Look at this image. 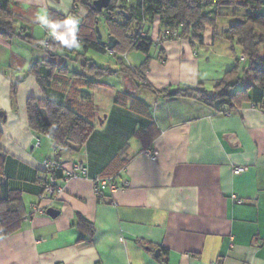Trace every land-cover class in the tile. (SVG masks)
Instances as JSON below:
<instances>
[{
	"label": "crops",
	"instance_id": "1",
	"mask_svg": "<svg viewBox=\"0 0 264 264\" xmlns=\"http://www.w3.org/2000/svg\"><path fill=\"white\" fill-rule=\"evenodd\" d=\"M8 5L13 22H21L14 25L18 36H0V149L9 188L21 190L25 214L17 231L0 235V264H162L161 259L264 264V109L252 107L264 103V91L251 88L248 101L226 112L160 92L184 84L211 92L235 61L227 29L219 41L211 27L204 29L201 43L165 39L156 17L140 29L153 41V53L150 49L148 68L136 81L117 70H139L146 55L125 47L116 67L87 58L117 73L89 74V86L59 70L42 87L38 71L47 73L50 56L41 42L70 35L69 29L50 24L49 12L70 15L74 24L85 11L75 10L73 0H8ZM39 6L46 8L45 15ZM28 20L39 24L29 29L22 24ZM25 33L31 43L20 38ZM37 37L43 50L36 56L31 44ZM51 49L57 55L63 47ZM114 74L122 75L124 92L99 79ZM130 88L143 94L130 96ZM83 91L90 94L88 106ZM30 97L69 102L81 112L93 109L94 129L85 144L56 150L51 139L32 131L25 107ZM45 158L66 166L81 161L87 176L57 181L60 192L39 204ZM236 166L244 170L235 173ZM98 175L127 186L104 191L99 199L92 183ZM37 204L41 210L34 209ZM48 208L58 213L51 217ZM79 216L92 224L91 236L78 225Z\"/></svg>",
	"mask_w": 264,
	"mask_h": 264
},
{
	"label": "trees",
	"instance_id": "2",
	"mask_svg": "<svg viewBox=\"0 0 264 264\" xmlns=\"http://www.w3.org/2000/svg\"><path fill=\"white\" fill-rule=\"evenodd\" d=\"M93 1L73 0L77 10L79 6L80 10L85 11V15L78 23L73 24L70 15L62 16L54 11L49 12L51 25H59L63 30H70V35L61 36L58 40L49 39L47 46L42 44L45 52L50 57H58L65 51L74 52L76 44H80L84 52L93 50L98 53H105L107 48L102 43L104 39L99 40L95 31L98 15L103 13L109 28V36H113L117 41L113 48L115 57L125 47L136 49L146 55L145 61L139 70L132 71L126 68L117 70L135 80L136 75H141V72L148 68L149 50L153 45V41L147 34L142 35L140 33L142 24L151 23L158 17L164 30L165 39L184 38L190 39L191 42L201 43L204 29L206 27L215 28L216 18L204 11V6L211 1L216 6H234L246 9L245 19L235 20L227 29V39L231 43V51L235 56V42L239 48L240 57L246 61L245 67L239 70V58L235 56V63L225 71L222 78L213 86L211 92L199 86L186 84L174 90L163 89L160 92L167 97L194 98L220 112H226L227 109L238 107L242 101H248L250 99L248 92L251 88L264 91V0H111L108 8L102 12H97L93 8ZM67 20L70 21V24L67 23ZM0 36L6 39L18 36L8 0H0ZM20 38L31 43L30 36L27 33L20 35ZM58 45L67 50L62 49L56 55L51 47L55 49L59 47ZM47 65L48 71L46 74L38 72L41 75L39 83L42 87H44V84L48 85L51 81L49 78L56 75H53L49 69L51 66L55 67L56 63L47 60ZM61 70L65 71L62 65ZM117 71L99 67L84 57L82 70L73 74L79 82L90 86L89 74L99 76L106 73H117ZM247 78L250 79L248 84L246 83ZM17 83L14 82L11 87L12 99L16 94ZM240 84L244 85L238 87ZM140 85L146 89H151L147 83L142 82ZM83 92L85 93V91ZM83 95L88 106V103L91 102L90 94L85 93ZM252 104H259L261 109H264V103L262 102H253ZM25 107L30 129L51 139L56 150L81 147L93 132V109L90 112L86 109L85 112H81L69 102H55L46 97L43 99L30 97L27 99ZM81 110H84V108H81ZM4 162L5 153L0 149L1 236L17 231L25 214L21 201V190L9 188L4 172ZM44 175L46 179L45 172ZM56 175L61 177L60 172H57ZM78 225L85 226L87 234L92 235V224L90 222L79 216ZM161 262L167 264L166 259H161Z\"/></svg>",
	"mask_w": 264,
	"mask_h": 264
},
{
	"label": "rangeland",
	"instance_id": "3",
	"mask_svg": "<svg viewBox=\"0 0 264 264\" xmlns=\"http://www.w3.org/2000/svg\"><path fill=\"white\" fill-rule=\"evenodd\" d=\"M79 10V6L77 7ZM37 10L39 11V13H43L45 15V13L47 12L46 8L44 6H39L37 8ZM77 10V9H76ZM18 11V10H17ZM204 11L208 12L212 17L216 18L214 27L216 28V40H220L221 35L223 34V31L225 32V29H228V26L234 22L235 20H244L246 17V9L241 8V7H234V6H216L213 2L209 1L205 6H204ZM19 15V17H22V14L17 13ZM103 13L98 15L97 18V26L99 29V33L102 36V39L106 40L109 37V28L107 25L106 20L103 17ZM38 21V20H37ZM20 19H15V21L13 22L14 25L16 23H20ZM36 25L39 24V22H35ZM22 24H25L26 27L28 26L29 29H35L36 25H34V22H31L30 20H28L27 22L24 21ZM23 28H26L25 26H21ZM27 29V28H26ZM38 30V29H37ZM97 33V32H96ZM119 35V34H118ZM40 40L41 38L37 37L36 40L33 42L32 47H34V51L35 55L37 56V54H40L42 52V48L40 45ZM33 41V40H31ZM27 43V42H26ZM42 43V42H41ZM234 50H235V56L239 58V70H242L243 67H245L246 65V61L244 59H242L240 56V52H239V48L236 45V43L234 42ZM150 53H153V50H150ZM41 55V54H40ZM87 55V56H86ZM90 55H92L93 60L96 62L97 65L99 66H114L116 67L117 64V56L115 57L114 55L111 54H105L102 55L100 53H95V52H91V51H83L82 47L80 44H76L75 48H74V52H62V54H60L58 57H50L48 58L49 61H53V63H56V67L51 66V68L49 67V69L51 70V72L53 74H58V71L61 69V65L64 66L66 73H68L70 75H73V72H77V71H81L82 70V62H84V57L87 59L88 57H91ZM202 55V53H201ZM234 56V59H236ZM37 59H41V58H37ZM58 62V63H57ZM61 65H60V64ZM235 63V61H234ZM49 64V62H48ZM39 72V71H38ZM100 81L110 85V87H114L118 90L121 89V87H127L125 85V83L122 81L123 77L122 75L119 74H114V75H104L103 77L99 78ZM246 82H250V79L247 78ZM244 84L239 85L238 87H242ZM123 91L124 90H120ZM129 94L130 96H135V98L140 97L143 92L142 90H135L134 88H130L129 90Z\"/></svg>",
	"mask_w": 264,
	"mask_h": 264
},
{
	"label": "built area",
	"instance_id": "4",
	"mask_svg": "<svg viewBox=\"0 0 264 264\" xmlns=\"http://www.w3.org/2000/svg\"><path fill=\"white\" fill-rule=\"evenodd\" d=\"M74 9L76 10V6L74 7ZM42 44L44 46H47L49 44V39L48 38L44 39L42 41ZM108 51L111 54H113V50L108 49ZM252 107L262 110L259 104H252ZM33 145L35 147H39L40 141L37 138H35ZM146 153L147 155L153 157V153L151 151L147 150ZM42 169L46 174V179L43 184L42 192L37 195L39 204L43 201H48L53 194L60 192V188L57 186V181L65 180L69 178L87 176V167L81 161H76L74 163L69 164V166H66L61 162L57 161L56 159L45 158L42 161ZM243 170L244 168L241 166H236L233 168V171L235 173L241 172ZM57 172L61 173V177H57L56 175ZM92 183H93V192L95 196L99 199H103L104 191L114 192L118 189L127 186L126 181L117 182L114 177L99 176V175L92 178ZM39 204L34 206L35 210L42 209V207L39 206Z\"/></svg>",
	"mask_w": 264,
	"mask_h": 264
},
{
	"label": "water",
	"instance_id": "5",
	"mask_svg": "<svg viewBox=\"0 0 264 264\" xmlns=\"http://www.w3.org/2000/svg\"><path fill=\"white\" fill-rule=\"evenodd\" d=\"M110 1L111 0H94L92 2V6L94 9L97 10V12H102L103 10L107 9L109 4H110ZM124 15L126 16V14L124 13ZM67 23L70 24V21L67 20ZM95 31L97 32V38L100 40L102 39V36L101 34L99 33V29L98 27L96 26L95 27ZM116 40L113 36H109L106 40H103L102 43L106 46L107 49H110V50H113L115 44H116ZM58 213V211L56 209H53V208H48L46 210V214L51 216V217H54L56 214ZM160 254V250L159 249H156L155 250V255H159Z\"/></svg>",
	"mask_w": 264,
	"mask_h": 264
},
{
	"label": "bare ground",
	"instance_id": "6",
	"mask_svg": "<svg viewBox=\"0 0 264 264\" xmlns=\"http://www.w3.org/2000/svg\"><path fill=\"white\" fill-rule=\"evenodd\" d=\"M38 138V137H37Z\"/></svg>",
	"mask_w": 264,
	"mask_h": 264
}]
</instances>
